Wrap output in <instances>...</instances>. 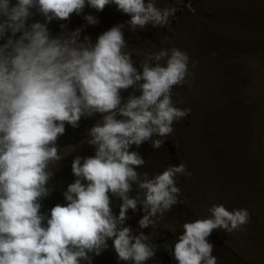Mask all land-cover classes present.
<instances>
[{
	"label": "clouds",
	"instance_id": "clouds-1",
	"mask_svg": "<svg viewBox=\"0 0 264 264\" xmlns=\"http://www.w3.org/2000/svg\"><path fill=\"white\" fill-rule=\"evenodd\" d=\"M108 5L130 17L132 32L148 25L165 27L180 11L160 9L156 0H0V40L7 36L0 44V264H91L90 254L100 255L108 240L119 261L145 264L156 253L149 237L171 236L154 226L180 202L176 176L190 173L181 163L141 179L136 169L145 160L129 149L146 142L140 147L145 148L149 140L159 149L173 123L190 112L172 100L173 87L189 75V57L175 48L161 50L148 55L138 70L124 52V25L105 31L94 44L88 37L80 41L82 29L53 37L47 28L53 20L80 15L85 6L99 12ZM185 7L195 14L191 0ZM33 9L45 23L27 24ZM84 20L98 23L91 15ZM129 88L140 94L124 101L121 91ZM95 114L102 120L90 130L60 137L66 124L75 128L82 117ZM79 141L94 146L95 155L83 163L81 157L73 160L69 168L76 179L63 193L66 206L57 204L46 216L40 201L54 188L52 172L68 168L48 171L49 164L61 160L65 146ZM58 179L69 184L67 177ZM133 184L143 199L129 197ZM111 197L121 201L118 216ZM138 205L144 213L138 226H152L149 237L123 227L128 210L135 212ZM208 211V218L182 225L183 234L170 249L177 264H217L207 238L218 229L239 231L250 220L246 209L230 211L223 204Z\"/></svg>",
	"mask_w": 264,
	"mask_h": 264
},
{
	"label": "trees",
	"instance_id": "trees-1",
	"mask_svg": "<svg viewBox=\"0 0 264 264\" xmlns=\"http://www.w3.org/2000/svg\"><path fill=\"white\" fill-rule=\"evenodd\" d=\"M145 2L147 3V0ZM188 2L189 0H181V2L166 0L168 7L179 8L180 11L169 18L170 22L167 26L157 27L158 30L153 35L148 32L141 34L139 33L141 29L132 32L129 27L127 28L129 30L127 33L131 37L140 35L137 39L147 50H150L154 45L156 53L161 50H167L170 53L175 48L186 53L187 56L189 53L193 60V63L188 67L189 75L185 78V82L172 89L174 105L181 110L189 109L192 111L191 115L189 112L184 118L173 123V132L164 138L165 142L159 149H153L151 140H149L147 144L150 142V145L136 151L145 160L143 167L137 168L136 171L143 179L145 173L152 177L162 173L170 165L177 166L183 163L186 170L190 169L191 172V168L195 165L199 170H202L200 172L202 179L204 180L203 174L208 175L221 194V190L227 187L232 176H239L246 184L250 181L251 176L256 178L254 170L240 164L241 153L248 141L253 140L252 143L256 144L259 149L260 147L257 126L251 123V111L239 96L241 81L238 75L243 72L244 64L252 60L253 57L259 56L264 60V0H214L212 5L203 0H191L192 7L196 9L195 14L189 12L185 7ZM181 4H183L182 7ZM165 7L166 5L163 6V8ZM33 10L35 11V9ZM125 18L130 20L128 15ZM34 22L45 23V20L42 16L34 15L27 21V24ZM69 26V21L47 23L49 33L53 37L67 34ZM18 36L19 33L16 38ZM6 39L7 36L4 40H0V44H3ZM259 46H262L261 50H258ZM221 57L225 63L231 66L229 71L221 67L219 63ZM131 59L135 58L131 57ZM144 59L137 62L133 60L134 66L138 70ZM165 62L166 58L160 61L161 64ZM233 71H236L237 78L232 77ZM223 81L224 83H222ZM185 88L190 94V101L187 102L182 96ZM222 91L236 93L238 102L236 103L235 99L228 96H225L228 99H223ZM139 94L132 88L121 91L124 101L129 95L138 96ZM228 95L230 96L229 93ZM242 99L246 100L247 96L243 94ZM117 119L120 117L118 116ZM81 120L83 121V119ZM87 126L90 130L94 125L88 124ZM167 139H170L169 143L166 142ZM168 145L176 157H169L170 153L165 148ZM158 150H160L158 153L161 155V160L151 163L152 156H155ZM193 156H196L195 160H192ZM257 162L264 164V158L262 159L260 154L252 156L251 167H256ZM58 176L59 178L67 177L69 184L59 182ZM51 179L54 181V188L49 189L50 194L40 201L42 205L40 211L46 216L57 204L66 206L67 202L64 200L63 193L75 181L76 177L68 167L62 171L52 172ZM260 179L262 180V177ZM207 182L208 180H204V185ZM82 183L84 182L82 181ZM136 187L137 185L133 184L132 188L138 191ZM176 187L179 189L183 187L180 179L176 180ZM51 190H54L52 195ZM132 192L133 190L128 195ZM256 193L257 199L254 203L260 207L258 212L262 213L264 187L256 190ZM139 196L143 199L142 193ZM111 200L113 215L118 216V200L116 197H111ZM180 205L178 202L170 211L165 212L162 217H158L157 222L161 221L162 223L161 225L155 224L154 227H157L158 231L166 232L164 228L169 226L168 222L172 219L183 221L182 224L191 222L190 218L183 217L182 211L178 208ZM175 208L180 210L178 215H176ZM183 209L185 211L184 207ZM143 215L141 208L135 212L128 210V219L124 222L123 227H130L134 236L143 232L149 237V229L152 226L145 229H140L138 226V221ZM182 234L183 228L180 227L167 239L157 240L149 237L148 242L155 246L156 253L145 264H177L170 249ZM253 234L254 237H248V239L252 240L254 245L261 246L262 240L255 237L259 231ZM259 237H261V231ZM107 245L106 254L105 250L98 256L90 254L91 264H125L118 260L112 248V240H108ZM222 256L218 255L217 264H231ZM81 264H88V262L82 261ZM127 264H131V262H127Z\"/></svg>",
	"mask_w": 264,
	"mask_h": 264
},
{
	"label": "rangeland",
	"instance_id": "rangeland-1",
	"mask_svg": "<svg viewBox=\"0 0 264 264\" xmlns=\"http://www.w3.org/2000/svg\"><path fill=\"white\" fill-rule=\"evenodd\" d=\"M207 4H213L214 0H203ZM146 3V2H145ZM166 4V0H156V6L160 9H163V6ZM183 4H181L182 7ZM33 11V16L41 15L35 14ZM91 15L97 18L98 23L95 25H89L84 20V16ZM125 14L117 11L115 5H108L102 11H96L88 6H85L82 13L80 15L72 14L70 19L66 20L70 22V26L67 27V32L70 33L75 31L76 29H82L80 33V41L84 40V37H88L90 41L94 44L99 35L103 34L105 31L111 29L116 25H124L122 31L124 34V39L127 47L124 49V52L129 54L131 57H134V61H139L143 58H146L150 54H155L154 45L151 46L150 50L143 48V44L137 39L140 35H136L131 37L129 35V30L127 21L129 18H125ZM58 20H53L51 22H56ZM157 28H153L151 25L146 26L143 30H140L139 33H149L151 35L157 31ZM131 40V42H130ZM140 47V48H138ZM262 46H259L258 50H261ZM188 53V52H187ZM194 55V51H193ZM189 62L188 67L193 63L191 55L188 53ZM219 63L221 67L229 71L231 66L228 63H225L223 57L219 59ZM232 77L237 78L236 71L232 72ZM241 81V91L239 92V96L241 100L246 103L249 107L252 118L251 123L257 126V137L259 140V147L256 144L252 143V141H248L245 144V148L243 150L242 155L240 156V164L242 166H248L252 170H254V176H251L248 184L243 182V180L239 176H232L229 184L225 189L221 190V194H219L218 190L212 183L210 177L208 175L203 174L204 180H208L206 185H204V180L202 179V175L200 172L202 170L198 169L193 165L192 172L190 169H187V173L190 175L178 174L176 176V180L180 179V182L183 183V187H180V197L179 203L181 204L178 208L182 211L183 217L190 218V220L195 221L197 219H204L210 216L209 209L214 205L223 204L228 210L233 209H246L250 214L249 222L242 226L239 231H233L228 233L224 230H214L211 235L207 238L208 242L213 245L212 255L218 257V255H223L226 261H229L231 264H264V209L263 212L260 213L259 206L255 204L256 201V190L262 189L264 187V164H259L257 162L256 167H251L252 156H256V154H260V157L264 158V60L259 56L253 57L252 60L247 61L244 64L243 72L238 75ZM225 78V76H224ZM236 81V80H234ZM224 83V81L222 82ZM221 92V96L223 95V99H228L225 96H228L232 99L236 100V93H231L227 91ZM245 94L247 96L246 100L242 99V95ZM183 99L185 102L190 101V94L185 88L183 91ZM238 102L237 100L235 101ZM240 103V102H239ZM192 111H190L191 115ZM83 119V121L81 120ZM78 122V126L73 128L70 125H65V132L60 137L71 135L78 130H83V128H88V124L95 125L98 121L102 120L101 114H95L90 118L85 119V117L81 118ZM190 119V117H189ZM86 132H82L81 138L86 137ZM157 137H155L156 139ZM65 140H62V143ZM167 143L170 142V139H167ZM146 143V142H145ZM143 143L142 145H144ZM133 145L129 150L130 151H139V148ZM61 146L58 145V149ZM168 150L169 157H176L173 153L170 145L165 147ZM160 150L157 151L155 156H152L151 163H156L158 160H161V155H159ZM164 151H166L164 149ZM182 152V150H181ZM95 153V147L89 145L86 141L85 143L79 141L70 146H65L61 150V160L58 162L53 161L49 164L48 171L59 169L64 165H68L71 167L73 160L76 157H81V163H83V158L93 157ZM196 156L192 157V160H195ZM258 161V160H256ZM262 177V180L260 179ZM258 179V183H257ZM197 183V184H196ZM139 191H135L129 195L130 198H136L140 193ZM121 201L118 199V207ZM183 205V206H182ZM182 207V209H181ZM185 208V211L183 209ZM141 208L139 205L137 207ZM178 208H175L176 215L180 212ZM254 215V216H253ZM256 216V217H255ZM183 221H176L174 219L170 220L169 226L164 229L166 232L173 233L176 229L182 227ZM162 222L160 221L159 224ZM259 231V234L255 236L262 240V245H254L252 240H249L248 237H254L255 232ZM261 231V237H259ZM106 254V250L104 252Z\"/></svg>",
	"mask_w": 264,
	"mask_h": 264
}]
</instances>
